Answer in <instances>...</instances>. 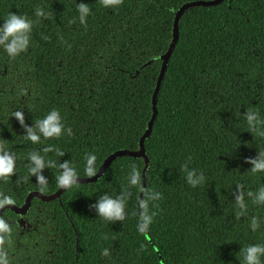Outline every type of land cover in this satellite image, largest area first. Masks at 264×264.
<instances>
[{
    "label": "trees",
    "instance_id": "1",
    "mask_svg": "<svg viewBox=\"0 0 264 264\" xmlns=\"http://www.w3.org/2000/svg\"><path fill=\"white\" fill-rule=\"evenodd\" d=\"M191 1L198 0H121L105 8L100 0H0V23L9 12L33 21L24 52L9 58L0 48V151L16 158L14 174L0 180V197L21 205L29 191H39L28 172L31 152L53 162L42 170L48 183L39 191L51 195L60 163L69 161L77 178H87V154L96 156L98 170L112 153L139 149L175 14ZM77 3L90 8L84 24ZM37 8L46 15L36 17ZM253 108L264 119V0L188 9L145 141V190L160 194L147 202L148 228L138 231L141 190L127 184L134 165L142 186L144 159L119 157L95 183H77L49 202L34 198L28 215L37 228L18 237L11 227L2 246L9 264H243L240 250L264 244V204L254 203L264 172L252 173L246 162L264 152V137L244 121ZM52 109L71 134L33 144L13 113L22 111L31 127ZM182 164L204 182L187 184ZM237 187L242 216H236ZM123 189L131 193L123 221H105L90 209L99 196ZM105 248L108 256L101 255Z\"/></svg>",
    "mask_w": 264,
    "mask_h": 264
},
{
    "label": "clouds",
    "instance_id": "2",
    "mask_svg": "<svg viewBox=\"0 0 264 264\" xmlns=\"http://www.w3.org/2000/svg\"><path fill=\"white\" fill-rule=\"evenodd\" d=\"M120 2L121 0H100L101 5L105 8H115ZM76 8L79 22L84 24L86 17L90 13V8L88 4L85 3H77ZM34 15L36 17H41L45 16L46 13L37 8L34 10ZM32 25L33 21L21 14L9 12L6 17L3 18L2 23H0V48L3 49L9 58H15L27 49ZM13 117H15L24 128L25 134L23 136L33 144L38 143L41 138H59L62 135V131L64 134H71L70 129L63 126L61 115L55 109L50 110L31 127L25 124L22 111L14 112ZM243 117L249 132L264 137V119L260 117V114L254 108L246 109ZM50 150V147L42 149L43 152H48ZM57 155L62 157L64 153L57 150ZM15 159L16 158L10 154L9 151H0V180H8L14 174ZM28 159V172L31 176H35L39 191L43 192L46 190L48 181L46 177L42 175V170L46 167H51L53 162L46 160L44 156L35 151L29 153ZM95 161L96 156L94 154L89 153L86 155L83 168L85 176L94 177L97 175ZM246 162L251 165L249 170L252 173L264 172V152L258 151V155L255 158H248ZM59 167L61 171L59 175L55 177L56 185L59 189L67 190L78 183L77 172L70 165L69 161L60 163ZM180 167L185 173V181L187 184L195 187L204 182V176L201 173L187 168L186 164H182ZM127 184L128 188L136 186L145 193L146 199L139 203L141 212L139 214L137 226L138 231L144 232L152 220V216L147 211V202L159 199L160 194L151 190H145L141 186V177L134 165L131 166L128 171ZM130 194L128 189H123L116 196L103 194L96 199L95 204L89 207L91 210H95L98 218L109 222H121L125 219V202ZM247 195L250 197L253 196L251 192L247 193ZM234 196L235 206L239 209V211L236 212V216H242L246 211V205L243 199L244 194L241 193L237 187V192L234 193ZM254 203L264 204V186L259 187L256 191ZM13 204L14 201L11 197L7 195L0 197V209ZM249 227L253 231L257 229L258 223L255 217L251 219ZM10 232V224L3 218H0V264H9L6 251L3 250L2 246L6 245L8 242ZM240 251L242 252L243 264H261V257L264 256V244H250ZM101 255L108 256V249H102Z\"/></svg>",
    "mask_w": 264,
    "mask_h": 264
},
{
    "label": "water",
    "instance_id": "3",
    "mask_svg": "<svg viewBox=\"0 0 264 264\" xmlns=\"http://www.w3.org/2000/svg\"><path fill=\"white\" fill-rule=\"evenodd\" d=\"M223 1L225 0H198V1H191V2H187L185 4H183L178 11L175 14V18H174V23H173V34H172V42L169 46V49L167 50V52L161 56V61H162V68L158 77V81H157V85H156V89L154 91L153 97H152V116L151 119L147 125V129L145 131V133L143 134V136L140 139V144H139V149L137 151H129V150H119L116 151L114 153H112L111 155H109L104 161L103 163L100 165L99 169L97 170V175L94 177H87V178H78L77 182L78 184H90V183H95L97 182L100 178H102V176L105 174L106 170L109 168V166L111 165V163L116 160L119 157H131V158H141L144 159L145 162V167L143 169V184L142 187L145 189L146 187V177H145V172L148 168V157L145 151V141L150 137L152 129H153V125L155 122V119L157 117V95L159 93L160 87H161V83L163 81L164 75H165V71L167 69L168 66V62L169 59L176 47L177 41H178V37H179V22L180 19L182 18L183 14L190 8L193 7H211V6H216L221 4ZM66 190L64 189H58L55 193L51 194V195H43L41 192H31L24 204L21 207H17L16 205H8L5 206L3 209H1V211L3 212L4 209H9L11 211H13L14 213H16L17 215H20L21 217L29 210L30 206H31V201L34 198H37L41 201L44 202H49V201H53L55 199H60L61 195L65 192ZM144 195V192L141 191L140 193V198H139V202H138V209H140L139 207V203L142 200ZM20 224H23L26 222H24L23 220L19 221Z\"/></svg>",
    "mask_w": 264,
    "mask_h": 264
},
{
    "label": "flooded vegetation",
    "instance_id": "4",
    "mask_svg": "<svg viewBox=\"0 0 264 264\" xmlns=\"http://www.w3.org/2000/svg\"><path fill=\"white\" fill-rule=\"evenodd\" d=\"M31 192H39V191H36V190L29 191L26 194L25 199H24V201H23V203L21 205H17L16 203H14V205H16L17 207H21L24 204L27 196ZM43 195H45V194H43ZM32 201H31V205H32ZM30 208H31V206H30ZM7 210H9V209H4L3 212H2L1 209H0V218H3L4 220H6L10 224V227H12L13 225H15L16 231H17V235H19L18 237H21V236H24V235H30L31 232L37 228V224L32 222V219H33L32 215L30 213L28 215L29 210L22 217L20 215H17L13 211L9 210L14 215V216L11 217V219L8 218L7 216H5V213H6ZM21 220H23L24 222H26V224L25 223L20 224L19 221H21Z\"/></svg>",
    "mask_w": 264,
    "mask_h": 264
}]
</instances>
